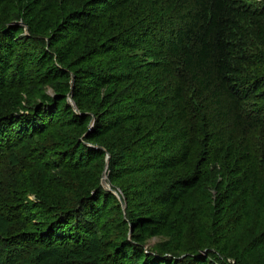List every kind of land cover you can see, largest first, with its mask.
<instances>
[{"label":"trees","instance_id":"trees-1","mask_svg":"<svg viewBox=\"0 0 264 264\" xmlns=\"http://www.w3.org/2000/svg\"><path fill=\"white\" fill-rule=\"evenodd\" d=\"M46 136L32 161L72 183L0 193L10 263L243 261L233 229L264 206V0H0V157Z\"/></svg>","mask_w":264,"mask_h":264},{"label":"rangeland","instance_id":"rangeland-1","mask_svg":"<svg viewBox=\"0 0 264 264\" xmlns=\"http://www.w3.org/2000/svg\"><path fill=\"white\" fill-rule=\"evenodd\" d=\"M248 2L257 3L260 2V0H248ZM17 14H15L14 19L21 22V19ZM27 34H29V32H27ZM43 91L50 95H54V90L52 87L45 86L43 88ZM39 100H40L39 96H35L33 97V99H31V101H39ZM127 130H129V128H126V130L123 132L120 131V133L116 135L117 136L116 138L122 139L124 143H126L127 139L124 137V133ZM51 142L52 140L51 138H48V136H46L45 138L35 137L33 140L24 142L22 146L18 148L15 154H12L10 156L6 155L3 158L0 157V160L8 159L7 161L8 163L0 167V193L6 196H10L13 191L22 190L27 192L31 200L41 201L40 198L42 196H51V193L48 192V189L50 188L52 189V187H55L56 186L55 184L62 183L65 184L66 186H69L68 184H71L72 181L66 170L58 167H52L51 165L44 164L43 162H37L35 160L32 161L33 160L31 158V154L33 152L32 149L35 147L36 148L45 147L46 145L51 144ZM120 156H123V154L121 153L119 155V158H121ZM218 175H220V173H218ZM132 178L136 179L137 176H134ZM124 182H126V179L115 184L117 185L116 189L119 191L123 200L125 199V197L123 195L120 186ZM56 188L55 189L57 191L59 188L58 187ZM253 195H254L252 199L253 218L251 220H244V222H242V224H240L237 229H233V235L237 239L241 248L243 249L249 247L250 250L252 251V254L247 255V257H245V259L241 262L240 261L237 262L232 257L221 258V261L223 262L222 263L218 262V264H264V239L260 238V236L264 232V206L260 207L256 202L257 194H253ZM201 207H202V203L198 201L188 215L189 223H188V231L186 235V245L184 250L185 252L190 251L191 249H197L194 239V232H195V226L197 220L199 219L200 216ZM2 219L4 221V225L3 227H1L0 224V229L7 227L10 224L8 222L9 219L5 215L4 218ZM8 229L10 228L8 227ZM163 240H164L163 237L151 238L147 241L146 248H148V251H150V249H156L157 246ZM92 252L93 250H91V253ZM46 254L56 255V253L54 252L46 253ZM49 257L50 256H47L46 258L47 261L46 264H56L57 260L55 261L54 257L51 256V258L54 260L52 261L51 259H49ZM79 258L81 261L87 260L86 262H84L85 264H94L93 261H88V260H92L91 256H88V259L87 257H82V256ZM27 263L37 264L36 262L31 261L29 258L28 259L22 258V255H21V262L19 260H16L14 261V263H10V256L6 252L0 254V264H27Z\"/></svg>","mask_w":264,"mask_h":264},{"label":"water","instance_id":"water-1","mask_svg":"<svg viewBox=\"0 0 264 264\" xmlns=\"http://www.w3.org/2000/svg\"><path fill=\"white\" fill-rule=\"evenodd\" d=\"M28 32V29H26V33ZM68 102L70 103V105H72L76 110H78V107L76 106L75 102L73 101L72 97L69 96L68 97ZM93 124H94V118L93 120L91 121V124H90V128L93 127ZM97 148H101L103 150H105V148L103 146H96ZM110 157H111V154L110 153H107V157H106V167H105V171L103 173V176H102V182L101 184L104 186V188L108 191H111L113 192L119 199L120 201L122 202V206H123V209L126 208V203L125 201L123 200V198L121 197L120 193L118 190L112 188L111 184L108 182V174H107V169H108V164H109V160H110Z\"/></svg>","mask_w":264,"mask_h":264}]
</instances>
